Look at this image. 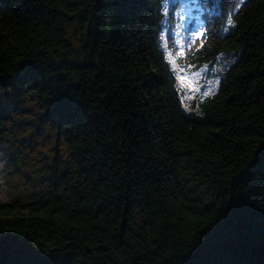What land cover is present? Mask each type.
<instances>
[{"label": "trees", "instance_id": "16d2710c", "mask_svg": "<svg viewBox=\"0 0 264 264\" xmlns=\"http://www.w3.org/2000/svg\"><path fill=\"white\" fill-rule=\"evenodd\" d=\"M158 3L0 0V116L8 89L28 86L73 159L37 200L0 203V234L58 264H264L249 196L264 177L238 179L264 153V0H220L199 18L213 35L196 64L237 59L192 111L155 54Z\"/></svg>", "mask_w": 264, "mask_h": 264}, {"label": "rangeland", "instance_id": "374dc122", "mask_svg": "<svg viewBox=\"0 0 264 264\" xmlns=\"http://www.w3.org/2000/svg\"><path fill=\"white\" fill-rule=\"evenodd\" d=\"M70 36L77 43L73 33ZM236 59L233 53H221L212 63L197 65L193 71L201 73V84L210 82L204 90L211 88V92L207 96L183 94L184 107L192 111V104L214 95ZM11 89L4 101L6 113L0 116V203L37 200L50 188L57 171L73 162L63 136L42 119L36 94L28 86L14 85ZM186 186L194 195L211 197L212 192L195 178H188Z\"/></svg>", "mask_w": 264, "mask_h": 264}, {"label": "snow or ice", "instance_id": "6c2138e0", "mask_svg": "<svg viewBox=\"0 0 264 264\" xmlns=\"http://www.w3.org/2000/svg\"><path fill=\"white\" fill-rule=\"evenodd\" d=\"M244 0H239V4H243ZM170 3L173 9L177 7V0H160L157 4L156 11L164 19L161 22L162 28L154 33L156 39V55L160 57V62L168 68V78L170 82L178 84L182 94H200L207 96L211 92V88H207L209 81L201 84L198 77L201 73L193 71L197 67L196 60H198L201 49L206 48V41L211 42L210 37L213 35L210 28L204 27L202 24H192L193 17L191 16V9L185 12L183 7L179 11H174L172 16L174 22L170 23ZM235 5V6H239ZM198 19V18H197ZM228 25H233V16L230 14L227 17ZM208 69H205L207 72ZM28 70L21 67L20 75L24 76ZM12 89H8L11 93ZM4 94V88L0 83V96ZM183 103V101H181ZM186 110H190L187 109ZM198 107V105H197ZM245 172H258L261 177H264V153H256L255 159L247 166L246 169L241 170L240 179ZM249 196L252 201L257 204L261 219L264 220V180H261L260 185L255 187V191L250 188ZM245 201L233 200L234 208H241ZM15 247L21 256L18 264H58L55 253H50L45 257L41 252L33 250L24 241L18 238L0 234V252L5 248ZM0 264H3L0 261Z\"/></svg>", "mask_w": 264, "mask_h": 264}]
</instances>
